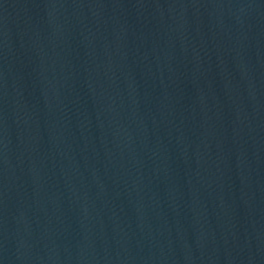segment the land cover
I'll list each match as a JSON object with an SVG mask.
<instances>
[{
  "label": "water",
  "instance_id": "95a60500",
  "mask_svg": "<svg viewBox=\"0 0 264 264\" xmlns=\"http://www.w3.org/2000/svg\"><path fill=\"white\" fill-rule=\"evenodd\" d=\"M0 264H264V0H0Z\"/></svg>",
  "mask_w": 264,
  "mask_h": 264
}]
</instances>
